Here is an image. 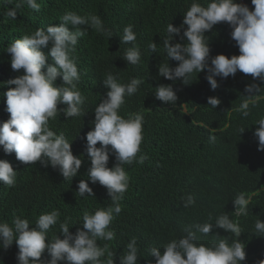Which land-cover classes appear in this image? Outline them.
I'll return each mask as SVG.
<instances>
[{
  "label": "trees",
  "instance_id": "1",
  "mask_svg": "<svg viewBox=\"0 0 264 264\" xmlns=\"http://www.w3.org/2000/svg\"><path fill=\"white\" fill-rule=\"evenodd\" d=\"M17 2L19 0H0V122L10 118L4 93L15 87L7 85L6 81L22 74V70H12L11 54L6 51L16 39L50 24L60 25L59 18L68 11L99 17L103 27L114 35L108 40L102 32L88 28L87 35L79 39L76 47V62L81 73L78 88L86 97L85 115L68 118L61 112L55 120H49L50 128L57 135L63 133L71 142L73 154L82 158L78 174L66 180L59 168H53L50 163L45 165L37 161L26 165L16 159L15 152L6 154L0 146V159L9 161L18 171L13 187L0 182V222L11 224L14 216L19 215L29 219L31 228L35 227L39 215L59 210L60 220L68 218L70 231L76 233L83 228L85 210L94 213L98 208L111 205L107 188L98 182L92 183L87 175L91 161L86 151L87 133L94 128L95 107L109 91L104 78L111 72L121 83H128L132 78L143 81L135 95L126 97L120 114L125 118L129 114H142L141 152L147 159L143 164L134 162L123 166L130 179L120 202L122 211L110 225L115 238L97 243L101 247L106 244L108 251L114 254L115 264H120L127 243L136 237L143 254L139 264H155L156 258L147 255L148 248L162 247L172 239L183 237L189 225L215 224L216 217L227 214L233 222H238L239 238L222 228H213L207 236L197 233L199 241L208 244L213 239L226 240L231 244L240 240L246 251L243 264L264 261V236L254 234L255 222L264 221V150L259 149V139L255 135L260 127L255 122L264 117V100L257 107L250 106L248 117L242 115L240 108L248 95L246 86L255 83L264 88V81L237 71L234 76L216 77L219 86L213 90L207 79V69L200 77L193 73L188 83H184V78L173 81L159 75V65L167 62L162 51L167 25L172 23L180 27L193 0H37L40 11L24 5L17 9L16 19H12L6 13ZM198 2L206 6L209 0ZM236 2L254 10L251 0ZM128 25L137 33V44L142 52L137 65L128 64L122 57L131 46L123 44L121 37ZM232 31L228 23L221 22L205 33L211 50L209 63L219 54L229 58L240 54L231 37ZM150 42L157 43L158 52L151 54L147 50ZM177 42L186 43L187 40L175 36L172 43ZM50 47L51 44L42 51L48 53ZM168 62L173 68L179 63ZM56 84L62 85V78H58ZM162 84L173 87L178 97L175 104L156 98L155 88ZM209 97H217L221 103L212 108L208 105ZM242 127L245 130L239 134ZM210 135L216 136L214 143L210 142ZM97 147H100L99 142ZM117 163L115 154L110 152L108 167ZM81 180L88 182L94 196H79ZM238 193L251 197V202L248 215L237 218L233 214V199ZM188 195L194 197L195 204L185 208L183 200ZM54 234L59 235L58 225L51 229L48 238ZM18 252L15 241L7 250L0 248V264H18ZM41 259H51L46 250ZM106 259L107 254L102 260Z\"/></svg>",
  "mask_w": 264,
  "mask_h": 264
},
{
  "label": "clouds",
  "instance_id": "2",
  "mask_svg": "<svg viewBox=\"0 0 264 264\" xmlns=\"http://www.w3.org/2000/svg\"><path fill=\"white\" fill-rule=\"evenodd\" d=\"M251 2L254 10L245 4L237 3L236 0H209L206 6L198 0H193L184 13L180 27L172 23L167 25L162 49L167 62L159 65V75L173 81L184 78V83H188L192 80L190 77L193 73L200 77L207 69V79L213 90L219 86L216 77L227 78L229 75L234 76L237 71L264 81V0ZM24 5L36 12L41 8L37 0H19L6 15L16 19L17 9ZM59 20L62 22L60 25L50 24L46 28H38L31 35L16 39L6 48L11 54L12 70H22V74L6 81L7 85L15 87H10L4 93L10 118L0 122V146L6 154L15 152L16 159L21 163H50L53 168H59L66 180H72L81 168L82 158L73 154L71 142L63 133L57 135L50 128L49 120H55L61 112L68 118L85 115L86 97L78 88L81 73L76 62V47L79 39L87 35L88 28L102 32L108 40L114 34L105 29L101 19L95 15L81 16L68 11ZM221 22L232 27L231 37L238 45L240 54L231 58L219 54L212 57L209 63L211 50L205 33ZM175 36H180L181 40L186 38L187 42L172 43ZM121 37L123 44L131 45L122 57L128 64H139L142 52L137 44V33L134 32L133 26H126ZM50 44L48 53L42 51V48H48ZM147 50L151 54L158 52L157 43L150 42ZM169 60L178 61V66L171 67ZM58 78L63 81L60 86L56 84ZM142 83L139 78L121 83L116 75L107 73L104 84L109 91L106 98L95 107L94 128L86 136V151L91 161L87 175L92 183L98 182L107 188L111 205L98 208L94 213L85 210L82 217L83 228L76 233L70 231L68 218L60 220L59 210L39 215L35 227L31 228L29 219L19 215L14 216L11 224L0 222V248L7 250L15 241L19 248L18 264H59L60 261H65L66 264H115L114 254L108 251L107 245L101 247L97 241H111L115 238V231L110 225L122 211L120 202L128 189L130 179L123 166L134 162L143 164L147 159L141 152L142 114H129L127 118L120 114L126 97L135 95ZM245 91L248 95L240 108L243 110L242 115L248 117L250 106L257 107L259 102L264 100V88L253 83L247 85ZM154 92L156 98L163 102L175 104L178 98L171 85H159ZM220 103L217 97L208 98V105L212 108H216ZM60 104L66 107L59 108ZM255 123L260 126L255 131L259 139V149L264 150V117ZM244 130V127L240 128L239 134ZM209 140L214 143L216 136L210 135ZM98 142L100 147H97ZM110 152L115 154L118 161L111 168L108 167ZM17 174L18 171L9 161L0 159V182L13 187ZM77 193L81 197L94 196L93 189L86 180L79 182ZM250 202L251 197L238 193L233 199L234 216H247ZM194 204L192 195L183 200L185 208ZM211 219L210 216L209 220ZM57 225L59 235L54 234L49 239L48 233ZM254 227V234L264 236V221L257 220ZM213 228H222L238 238L241 234L238 222H233L227 214H222L216 217L215 224L187 226L186 235L172 239L162 247L148 248L147 255L156 258L155 264H243L246 251L245 244L240 240L231 244L226 240L217 242L213 239L208 244L199 241L197 233L207 236ZM45 250L50 255V260L41 259ZM106 254L107 259L102 260ZM141 256L143 254L138 247L137 238L133 237L126 245L120 264H139ZM260 264H264V261Z\"/></svg>",
  "mask_w": 264,
  "mask_h": 264
}]
</instances>
